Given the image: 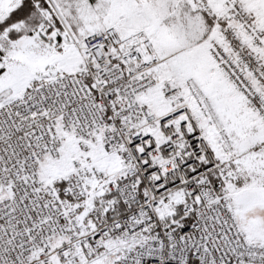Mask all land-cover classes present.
Returning <instances> with one entry per match:
<instances>
[{
  "label": "snow or ice",
  "instance_id": "1",
  "mask_svg": "<svg viewBox=\"0 0 264 264\" xmlns=\"http://www.w3.org/2000/svg\"><path fill=\"white\" fill-rule=\"evenodd\" d=\"M0 264H264V0H0Z\"/></svg>",
  "mask_w": 264,
  "mask_h": 264
}]
</instances>
